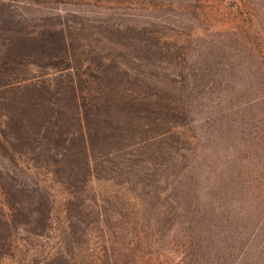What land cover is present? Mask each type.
<instances>
[{
  "label": "rangeland",
  "instance_id": "rangeland-1",
  "mask_svg": "<svg viewBox=\"0 0 264 264\" xmlns=\"http://www.w3.org/2000/svg\"><path fill=\"white\" fill-rule=\"evenodd\" d=\"M0 264H264V0H0Z\"/></svg>",
  "mask_w": 264,
  "mask_h": 264
}]
</instances>
